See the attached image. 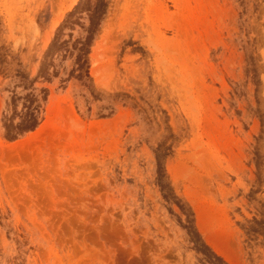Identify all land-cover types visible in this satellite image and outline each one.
Listing matches in <instances>:
<instances>
[{
    "label": "rangeland",
    "instance_id": "obj_1",
    "mask_svg": "<svg viewBox=\"0 0 264 264\" xmlns=\"http://www.w3.org/2000/svg\"><path fill=\"white\" fill-rule=\"evenodd\" d=\"M0 264H264V0H0Z\"/></svg>",
    "mask_w": 264,
    "mask_h": 264
}]
</instances>
